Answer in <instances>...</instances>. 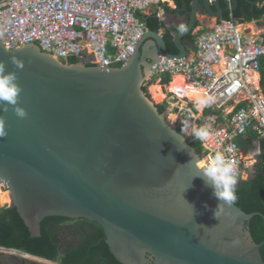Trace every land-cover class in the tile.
<instances>
[{
  "label": "water",
  "instance_id": "obj_1",
  "mask_svg": "<svg viewBox=\"0 0 264 264\" xmlns=\"http://www.w3.org/2000/svg\"><path fill=\"white\" fill-rule=\"evenodd\" d=\"M222 1L238 5L192 0L188 17L180 14L186 30L174 35L177 54L164 32L146 28L134 55L117 67L64 63L36 44L8 49L0 39V62L16 73L18 106L27 112L18 118L12 106L0 110L7 133L0 181L12 200L3 209L17 208L33 237L47 217L84 218L103 227L122 264H264L248 225L263 215L234 204L213 218L220 202L198 176L201 155L143 89L162 56L187 58L183 39L202 9L224 20Z\"/></svg>",
  "mask_w": 264,
  "mask_h": 264
},
{
  "label": "built area",
  "instance_id": "obj_2",
  "mask_svg": "<svg viewBox=\"0 0 264 264\" xmlns=\"http://www.w3.org/2000/svg\"><path fill=\"white\" fill-rule=\"evenodd\" d=\"M166 1L0 0V39L8 49L36 44L61 61L74 57L100 66H122L134 55L146 31V24L137 14L157 13L163 21ZM261 2L264 4V0ZM195 45L193 59L162 56L153 67L152 78L186 77L195 88L203 90L204 97L213 98L204 112L209 108L224 112L232 107L229 124L209 127L212 135L202 144L207 153L202 161L222 152L235 162L240 175L245 161L237 138L250 129L264 138V36H246L236 22L224 20L198 32ZM184 118L196 122L191 109L184 111ZM0 188L9 192L1 181Z\"/></svg>",
  "mask_w": 264,
  "mask_h": 264
},
{
  "label": "trees",
  "instance_id": "obj_3",
  "mask_svg": "<svg viewBox=\"0 0 264 264\" xmlns=\"http://www.w3.org/2000/svg\"><path fill=\"white\" fill-rule=\"evenodd\" d=\"M174 1L178 11L184 9L186 13L190 12L192 0ZM238 1L239 6L232 14L233 16L230 10H225V20L246 16L249 21L254 18L259 19L264 15V8L252 7L246 0ZM168 11L173 12L170 9ZM137 16L146 24L147 28L154 31L164 30V39L168 50L174 54L178 53L174 43V35L179 32L180 25L165 26L164 22L157 17V13L152 15L138 13ZM196 36L197 34L191 33L183 39L188 49L190 46L195 47ZM78 62L79 60L74 57L64 61V63L69 64H77ZM261 75L262 87L264 88V61ZM159 78L164 85H168L172 81L171 75H162ZM150 84H153V81L148 85ZM148 85H145L143 89L149 96ZM158 109L160 113H166L168 112V104L158 105ZM205 116H216L217 120L221 122L224 120L221 111L211 108L205 110ZM180 128L181 125H177V131L183 134ZM184 136L201 157L206 156L207 153L200 142L193 140L190 136ZM237 143L244 150L255 148L256 144L260 149L259 160L255 165L253 176L243 181L238 175L236 185L238 199L235 204L246 213H261L263 215L254 216L248 225L254 241L262 244L260 252L264 260V138L250 129L245 136L237 138ZM0 248L17 250L57 264H122L112 254L106 242L104 229L99 223L84 218L47 217L41 223V236L33 237L15 207L0 210Z\"/></svg>",
  "mask_w": 264,
  "mask_h": 264
},
{
  "label": "clouds",
  "instance_id": "obj_4",
  "mask_svg": "<svg viewBox=\"0 0 264 264\" xmlns=\"http://www.w3.org/2000/svg\"><path fill=\"white\" fill-rule=\"evenodd\" d=\"M185 30V25L181 24L179 31L183 32ZM11 62L19 69L23 68V62L16 57H12ZM17 79L16 73L7 72L5 63L0 62V110L7 112L8 107L12 106L18 118H25L27 116L26 110L18 106L22 89ZM213 102V98L210 96L197 97L194 106L197 110H202L204 107L210 106ZM172 119L174 120L175 117H172ZM180 131L201 144H206L212 135L207 124L196 125L188 121L181 122ZM171 133L177 136L176 132ZM5 135H7L5 120L0 116V138H3ZM179 138L182 139V137ZM256 155H259V149H257ZM197 171L200 173L198 176L203 180L205 186L212 189L214 197L220 202L214 210L213 217L214 219H218V212L222 211L225 205H234L238 199L236 194L238 172L235 162L226 158L222 152H216L206 162H200Z\"/></svg>",
  "mask_w": 264,
  "mask_h": 264
},
{
  "label": "rangeland",
  "instance_id": "obj_5",
  "mask_svg": "<svg viewBox=\"0 0 264 264\" xmlns=\"http://www.w3.org/2000/svg\"><path fill=\"white\" fill-rule=\"evenodd\" d=\"M198 29L195 30L194 33L197 32ZM162 32H164L162 30ZM177 76H173L172 81L174 80V78ZM151 81H153V84L148 85ZM151 81L147 82L146 85H148V92L149 95L152 97V99L155 101V103L157 105H161L164 103L168 104V112H167V117L170 121V123L173 126L176 125H181L182 121H185L184 118V111L186 109H191L195 112L196 114V122L193 124L196 125H204L207 124L209 127L210 126H217L220 123L217 121V117H206L205 116V112H204V108L202 110H197L193 104V102L195 103V101L192 98H180L178 95L170 92L169 90V86L172 83V81L168 84V85H164L161 82V79L159 77H154L151 79ZM154 85H158L161 87V97L156 96L155 95V91H153L152 86ZM232 110V107H231ZM230 110V111H231ZM172 117H175V119L173 120ZM258 155H256V151H252L247 157H245V166L240 174V177L243 181H246L248 179H250L253 175L252 172L255 171V165L258 162ZM202 162H205L204 160ZM250 166L252 168V171L250 169ZM4 193L1 192L0 190V198L2 196H4V200H3V205H5L7 202H10L11 198L9 195H3ZM1 200V199H0ZM2 201V200H1ZM6 201V202H5ZM11 203V202H10ZM11 257H16L18 259V263L21 264V261L24 260V258H26L25 256L22 255H18L17 253H12V252H1L0 251V260H9ZM26 260H29L31 262H34L36 264V262H38V260H35L34 258H26ZM57 264V263H55Z\"/></svg>",
  "mask_w": 264,
  "mask_h": 264
},
{
  "label": "crops",
  "instance_id": "obj_6",
  "mask_svg": "<svg viewBox=\"0 0 264 264\" xmlns=\"http://www.w3.org/2000/svg\"><path fill=\"white\" fill-rule=\"evenodd\" d=\"M255 1H257V0H246V2L249 5H251L252 7L264 8V4L262 2H259V4H257V5L251 4V2H255ZM221 4H222V7L224 9V20H225V10L226 9L230 10L231 15H232L234 13V11L238 8L239 1H238V5L235 9H231L223 1ZM165 9H166V14L164 16L163 22L166 20V25H181V24L184 25L186 23V18L191 13V10L189 13H186L184 11V9L178 11L177 4L174 0H167L166 4H165ZM168 9L172 10L173 12L168 11ZM171 14H173V15H171ZM180 14L186 15V18H180ZM224 20H218L216 17H213L210 14H208L205 9H202V12L198 16V20H197V24H196V25H198V26H196V29H198V30L196 33H194L195 31L193 33L197 34L198 32H200L204 29L213 28L218 23H220L221 21H224ZM230 21L236 22V24L239 26L241 32L244 33L246 36H249V37H255V36H259V35L264 36V15L259 19L254 18L253 20H249V21L246 19V16L245 17L241 16L240 18H237V19H235L233 17ZM161 32H162V30H161ZM195 50H196V45H195V47H193V46L189 47L188 56H187L188 59H193L195 57ZM231 106H233V105H231ZM230 110H231V107L228 108L227 110H225L224 112L221 111L223 114L224 120L222 122L217 120L220 123L219 125H225V124L227 125L230 123V119H231V117H230L231 114H229ZM257 149H259L258 144H256L255 148H252L250 150H244L243 149L244 161H245V157H247L253 150L257 151ZM259 154H260V149H259ZM252 168H253V166L252 167L250 166L251 171H252ZM252 173L254 174L255 171Z\"/></svg>",
  "mask_w": 264,
  "mask_h": 264
},
{
  "label": "bare ground",
  "instance_id": "obj_7",
  "mask_svg": "<svg viewBox=\"0 0 264 264\" xmlns=\"http://www.w3.org/2000/svg\"><path fill=\"white\" fill-rule=\"evenodd\" d=\"M152 89H153V91H155L154 93L156 96L161 97L162 93H161V87L160 86L154 85V86H152ZM169 89H170L169 90L170 92L178 95L180 98H189V99L192 98L195 101L197 97H204L202 94L203 90L195 88L192 85V83H190V81L182 75H177V77L174 78V80L172 81V83L169 86ZM0 190L2 193H4L3 195L7 194L10 196V192L3 191L1 188H0ZM10 198H11V196H10ZM0 199L2 200V201L0 200L1 205H2L3 200H4V196H2ZM10 202H12V200H10ZM10 202H7L6 204H8ZM1 251L12 252V251H6V250H1ZM29 257H31V256H29ZM45 263L46 264H52V263H47V262H45Z\"/></svg>",
  "mask_w": 264,
  "mask_h": 264
},
{
  "label": "flooded vegetation",
  "instance_id": "obj_8",
  "mask_svg": "<svg viewBox=\"0 0 264 264\" xmlns=\"http://www.w3.org/2000/svg\"><path fill=\"white\" fill-rule=\"evenodd\" d=\"M175 128L177 127L174 126ZM0 264H19L18 263V259L16 257H11L9 260L5 261V260H0ZM21 264H35L34 262H31L29 260H22Z\"/></svg>",
  "mask_w": 264,
  "mask_h": 264
}]
</instances>
